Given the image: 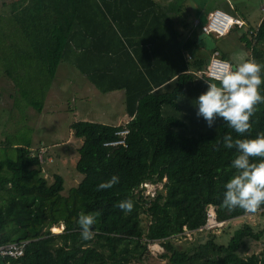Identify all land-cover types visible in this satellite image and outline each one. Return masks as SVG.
Segmentation results:
<instances>
[{"label":"trees","instance_id":"obj_1","mask_svg":"<svg viewBox=\"0 0 264 264\" xmlns=\"http://www.w3.org/2000/svg\"><path fill=\"white\" fill-rule=\"evenodd\" d=\"M9 4L16 29L32 41L33 58L48 81L60 61H67L98 91L122 90L130 119L124 124V144L116 146L104 143L117 139L115 132L123 125L85 120L70 124L74 137L82 140L75 169L83 177L66 195L61 193V175L53 174L51 183L43 176L45 161L38 157L39 148L32 154L29 142L14 146V159H0V245L24 243L21 255H0V264H146L154 259L149 240L160 241L165 248L160 258L167 264H264V248L240 254L247 239L263 237L264 228L243 223L230 229V221L246 212L229 211L220 203L234 150L217 141L232 130L220 118L209 128L195 114V97L205 90V81L215 82L195 73L210 58L198 51L201 17L181 23L159 0ZM195 26L198 31L190 32ZM234 30L247 58L264 63V16L259 24L235 25L229 32ZM34 105L41 109L39 102ZM250 124L245 135L264 132V104L257 105ZM113 174L119 182L97 191L96 185ZM146 181L162 188L145 195L139 186ZM124 199L133 204L128 213L115 207ZM208 204L223 222L219 233L200 229ZM259 210L264 205L254 212ZM80 213L95 216L89 240L80 238ZM142 217L148 219L145 225ZM59 225L61 232L51 231ZM184 226L193 237L204 236L187 247L176 245L173 238L186 237Z\"/></svg>","mask_w":264,"mask_h":264},{"label":"rangeland","instance_id":"obj_2","mask_svg":"<svg viewBox=\"0 0 264 264\" xmlns=\"http://www.w3.org/2000/svg\"><path fill=\"white\" fill-rule=\"evenodd\" d=\"M10 1L0 0V159H14L16 156L14 146L28 142L32 154L36 155V149L42 144L44 151H48V157L42 159V162L45 161L43 176L51 183L53 174L61 175L64 179V189L61 193L66 195L68 190L76 186L83 177L75 169L78 158L77 148L81 144V139L77 140L74 137L70 124L79 120L116 124L118 119L126 113L123 91L113 90L102 93L77 68L67 61H60L56 83L46 101L44 97L48 94L49 81L45 70L41 71L40 63L36 67L35 63L30 62L33 72L27 71L29 67L19 68L23 71H16L13 64H8L11 60L13 61L8 58V49L11 50L8 48V43H10L8 38L14 39L10 34L17 33L15 35L19 40L12 41V43L18 44V48L23 47L21 44L26 42L24 39L22 41L19 30L16 29L17 25L14 26L9 8ZM163 1L174 3L175 8L181 6L188 13L189 9H192L190 15L199 12L202 7L209 8L211 5L210 0H204L205 3H200L199 0H195V3L194 0ZM228 1L233 2V0ZM234 1H240L247 7L246 11L250 14L249 21L253 20L250 17L255 16L254 14H264V11H259V6L264 3V0ZM220 9L223 10V8ZM193 29L195 32L198 31L196 26ZM238 34V31L234 30L229 35L213 37L216 48L225 53L231 65L238 64L248 57V53L237 42ZM198 51L204 57H210L209 50L198 47ZM37 102L40 103L41 111L34 105ZM123 124L125 123L119 125ZM70 140L72 141L70 144L64 145V141L69 142ZM39 152L41 153L40 150ZM142 186L147 194L154 193L156 188H162L161 183L157 187L149 183ZM147 221L146 217H142L144 225ZM243 223L250 224L254 229L264 228V211L246 212L243 216L230 221V229L237 228ZM54 227L51 231L59 233L63 226ZM220 231L219 228L216 233ZM200 234L202 233L194 234V237L189 235L182 239L175 237L173 241L176 245L187 247L190 240L193 241ZM245 242L246 244L240 250L242 256L259 253L264 248V235L257 241L247 239ZM153 257L154 259H149L146 264H167L160 256Z\"/></svg>","mask_w":264,"mask_h":264},{"label":"clouds","instance_id":"obj_3","mask_svg":"<svg viewBox=\"0 0 264 264\" xmlns=\"http://www.w3.org/2000/svg\"><path fill=\"white\" fill-rule=\"evenodd\" d=\"M213 80L215 82L205 81L206 88L195 97L194 105L196 116L202 118L207 127L212 128L214 121L220 118L232 130L217 141L225 149L234 150L228 165L231 175L223 184L220 203L229 211L239 208L254 212L264 205V132L255 136L245 134L251 128L250 118L257 111V105L264 104V88L261 87L264 63L247 58L235 65L225 64ZM118 182L119 177L113 174L98 183L96 190L111 188ZM115 207L128 213L133 204L130 199H124ZM76 224L82 240L92 238L94 215L80 213Z\"/></svg>","mask_w":264,"mask_h":264},{"label":"crops","instance_id":"obj_4","mask_svg":"<svg viewBox=\"0 0 264 264\" xmlns=\"http://www.w3.org/2000/svg\"><path fill=\"white\" fill-rule=\"evenodd\" d=\"M159 1H160V4L162 6H164L165 12L168 13L173 18H178L180 21H182L181 23H183V22H193V21L195 23V21H197V19H199V16L201 17V20H203V23H205L209 12H211L214 9H220V8H223V11H225L229 15H231V16H233L235 18H239V19L243 20L244 21V25H242L241 28H243V27L247 28L248 26H251L253 24H259L260 20L264 16V14L263 15L254 14L255 16L250 17V18H253V20L249 21L250 14L246 11L247 7L242 2L240 3V1L236 2L234 0H233V2H229L228 0H210V4L211 5H210L209 8L208 7L204 8V7H202V5H201L202 8H200V5H199V8H200L199 12L197 11L195 14H191V15H190V12L192 11V9H189V13H188V12L185 11L184 8H183V10H181L182 7H176L175 8V4L174 3H168V2H165L163 0H159ZM199 2L200 3H205L204 0H199ZM194 3H195V0H194ZM263 6H264V3H261L260 6H259V11H264V10H262ZM9 8H11V6H9ZM10 14H11L12 19L14 21V11L10 12ZM194 18H195V20H194ZM250 22L252 24H250ZM14 23H15V21H14ZM202 24H200V25H202ZM16 25H17V23L14 24V26H16ZM38 25L41 26L42 22H41V24H38ZM238 29L240 30V28H238ZM192 30H193V28L190 29V32L193 33L194 30L193 31ZM200 33H202V31ZM200 33H198V34H200ZM229 33H231V32H229ZM229 33L227 35H229ZM15 34H17V33L15 32L14 35H13V33L10 34V36L12 35L14 37V39L13 38H8V41L10 42V43H8V48H11V50L8 49V58L13 59V61L11 60V62H8V64H13L14 67L16 68V71H23L22 69L19 70V68L29 67V69L27 71L33 72L34 70L30 68V65H31L30 62L35 63L36 67H38L39 64L33 58L34 50L32 49V43H31L32 41H30L29 38L23 32H21L19 30V34L21 35L22 41L24 39L26 42L25 43L23 42L21 44L23 47L18 48V46H19L18 44L12 43V41L16 42V41L19 40L18 36L15 35ZM198 34H197V36H198ZM211 36H212V38L214 37V35H211ZM224 36H226V35H224ZM221 37H223V36H221ZM198 47L201 48V49H204V48L200 47L199 45H198ZM215 49H216V47L214 49H212V50H209V51H212V53L210 54L209 61H210L211 56H212L214 51H217L221 58H222V55H225V53L221 52L218 49H216V50ZM222 59L228 61L227 56L225 58L223 57ZM209 61H208V63H209ZM208 63H207V65H208ZM206 66H205V68H206ZM40 67H41V71L44 70V68L41 65H40ZM58 67H59V65H58ZM58 67H57L55 76L52 78L51 81H49L48 91H47L48 94L44 97V99H46V101L49 99L50 93L52 92V88L54 87V84L56 83V80H57V77H58L57 74L59 72V70H58L59 68ZM205 68H203V69H205ZM40 111H41V109H40ZM129 119H130V117L128 116L127 113H125L124 115L121 116V118L118 119L116 124H110V125H119L121 123H126ZM77 140H79V139L77 138ZM66 141H68V139H66ZM66 141L63 142L64 145L65 144L66 145L70 144L72 142L71 140L69 142H66ZM81 142H82V140H81ZM40 146H43V145L41 144Z\"/></svg>","mask_w":264,"mask_h":264},{"label":"built area","instance_id":"obj_5","mask_svg":"<svg viewBox=\"0 0 264 264\" xmlns=\"http://www.w3.org/2000/svg\"><path fill=\"white\" fill-rule=\"evenodd\" d=\"M262 10H264V6L262 7ZM235 25L241 27L242 25H244V21L229 15L228 13H226L221 9H214L211 12H209L206 22L201 25V31L202 33H206L214 36H224ZM225 64H230V63L227 60L222 59L217 51H214L206 68L202 70H197L195 73L198 77L213 79V77H215L218 74V72L224 67ZM127 132L128 129L123 124V128L115 132L118 138L112 141L105 142L104 145L116 146L119 144H124V138L127 135ZM39 150L41 151V153L39 152L38 157L40 158V160H42L45 152L44 147H40ZM146 183L154 184L156 185V187L158 185L148 181L143 182L139 186V188L143 191V194L145 195H147V193H145V191L143 190L142 185ZM154 193L152 194L150 193L149 195L153 196ZM222 224L223 222L219 221L216 218L214 206L212 204H208L205 208V222L200 227V229H204L207 231L217 230L222 226ZM182 235L189 236L191 235V231L184 226ZM147 245H148V250L155 257H159L165 252V248L158 240H149ZM23 247H24V243H20V244L10 243L6 245H0V255L1 256L8 255L12 257L19 256L22 254Z\"/></svg>","mask_w":264,"mask_h":264},{"label":"water","instance_id":"obj_6","mask_svg":"<svg viewBox=\"0 0 264 264\" xmlns=\"http://www.w3.org/2000/svg\"><path fill=\"white\" fill-rule=\"evenodd\" d=\"M197 44L206 49V50H212L216 47L214 39L210 34L206 33H200L197 36Z\"/></svg>","mask_w":264,"mask_h":264}]
</instances>
